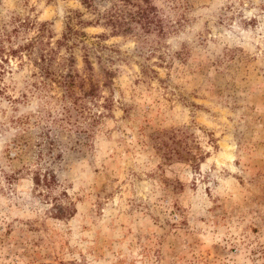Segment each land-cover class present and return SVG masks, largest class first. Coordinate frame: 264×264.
Listing matches in <instances>:
<instances>
[{
	"label": "rangeland",
	"instance_id": "1",
	"mask_svg": "<svg viewBox=\"0 0 264 264\" xmlns=\"http://www.w3.org/2000/svg\"><path fill=\"white\" fill-rule=\"evenodd\" d=\"M153 3L165 30L113 34L0 0L27 47L0 62V264H264V0Z\"/></svg>",
	"mask_w": 264,
	"mask_h": 264
},
{
	"label": "trees",
	"instance_id": "2",
	"mask_svg": "<svg viewBox=\"0 0 264 264\" xmlns=\"http://www.w3.org/2000/svg\"><path fill=\"white\" fill-rule=\"evenodd\" d=\"M81 2L87 7L92 8L96 11L97 18L87 21V20H78L81 24L86 25H104L106 27H110L113 34H118L121 32H126L127 30H165V24L163 18L159 15V11L157 9L156 4L153 3V0H112L111 6L106 8L105 10H100L97 6H95L92 0H81ZM80 17V13L75 14V16H69V21L67 24V31L64 33V36L61 40H59L60 44H63L65 41H68L74 35L79 34V30L74 27L76 23L74 18ZM73 22V23H72ZM17 30V29H14ZM17 32V31H13ZM81 33V32H80ZM83 33V32H82ZM12 34L4 32L0 35V62L7 63L10 58L19 57L23 58L22 52L27 47L19 46V48H15L11 44L10 47L4 46L3 38L7 37L11 39ZM12 42V40L10 41ZM55 49H51L50 53L42 54L43 60V69L45 72L49 74L50 77L58 76L60 73L51 72L50 70H46L48 67L47 63H51L53 61V53ZM30 55V53H29ZM74 57L68 59L67 65L69 66V71L65 74L61 73L58 76L57 80L61 84L65 85L66 91L70 96L75 94L74 88L72 85L75 82V77L79 76L75 73L77 72V68L74 67ZM85 63L87 64V69L93 71V66L90 63L89 59L85 58ZM1 64V63H0ZM114 73V72H112ZM108 74V72H107ZM91 73H89V76ZM109 75V74H108ZM112 74L109 75L111 78ZM115 76V74H114ZM90 78V77H89ZM109 78V79H110ZM111 80V79H110ZM109 81H106L104 84H108ZM83 81V79H82ZM98 90L97 86L93 81L90 82V89L84 90V96L92 94L94 91Z\"/></svg>",
	"mask_w": 264,
	"mask_h": 264
}]
</instances>
